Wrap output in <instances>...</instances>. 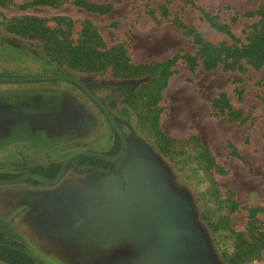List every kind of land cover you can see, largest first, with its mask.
<instances>
[{
	"label": "rangeland",
	"instance_id": "rangeland-1",
	"mask_svg": "<svg viewBox=\"0 0 264 264\" xmlns=\"http://www.w3.org/2000/svg\"><path fill=\"white\" fill-rule=\"evenodd\" d=\"M31 1L0 5V31L6 30L7 19L37 16L75 41L89 22L106 47L123 45L134 64L182 57L171 66L163 96L151 108L154 84L148 71L116 75L112 65L84 71L49 56L56 67L41 73L2 69L0 76L51 74L82 80L104 101L127 139L115 171L73 162L56 183L30 177L0 182L4 235L25 242L46 264H230L235 237L229 229H215L217 219L223 216L235 230L246 231L249 209L261 207L254 224L264 227V64L256 68L242 61L228 68L221 62L206 69L195 35L175 19L207 41L233 44L203 12L215 15L241 39V46L249 42L258 20L242 14L264 7V0H85L100 10L77 0L55 5ZM8 33L7 42L20 38L24 46L43 52L39 40ZM158 41L166 43L160 53ZM3 45L1 49L13 51L11 44ZM185 54L196 58L194 66ZM221 94L226 101L214 106ZM155 107L170 142L156 136ZM235 112L239 117L231 119ZM140 136L159 146H145L143 157L136 159L131 156ZM114 141L104 112L75 83L0 81V172L20 174L17 179L78 152L107 154ZM204 147L211 151L213 165ZM231 200L239 204L233 211ZM243 264H264V247Z\"/></svg>",
	"mask_w": 264,
	"mask_h": 264
},
{
	"label": "trees",
	"instance_id": "trees-1",
	"mask_svg": "<svg viewBox=\"0 0 264 264\" xmlns=\"http://www.w3.org/2000/svg\"><path fill=\"white\" fill-rule=\"evenodd\" d=\"M11 0H0V5L5 6ZM61 0H33L29 4L33 5H55ZM77 3L87 9L100 10L102 6L89 3L85 0H77ZM208 22L218 30L224 31L231 38L233 44L212 43L205 40L201 34L196 33L195 29L187 26L180 19L176 18L175 23L183 27L187 34L195 35L196 42L201 46L200 55L202 64L206 69H213L219 63L225 62L228 68H233L236 65H241L242 61H246L254 67H260L264 64V7L258 10H249L242 15L245 17H257V23L254 24V32L247 44L238 46L241 39L235 36L229 29L228 25L222 24L217 20V16L207 12H203ZM5 29L8 32L28 38L30 40H39L41 48L52 60L59 64H66L71 68L84 71H105L109 65L113 66L116 75L135 76L140 73H151L150 82L154 84L152 102L150 108L156 106L163 94L162 91L168 85L169 76L172 74L171 66L182 57L178 54L165 61H152L148 64H134L123 45H114L106 47L103 43L102 36L97 29L89 22L83 25L80 36L77 40H73L64 29L51 28L46 24L44 18L37 16H24L7 19ZM35 46V45H32ZM192 67L196 64V58L192 55L185 54L184 56ZM220 101H226L225 95L221 94V99H216L213 103L216 106ZM154 112L152 126L155 129L156 136L167 139L165 132L161 129L159 123V114L156 112V107L151 109ZM239 112L232 114L231 119H237ZM173 141V139H172ZM120 136L115 133V141L112 149L107 153V157L100 155L97 151H86L81 153L66 165L73 162L87 163L90 166L107 168L110 171H115L118 162L122 157L112 160L122 148ZM125 151L127 145L124 146ZM204 154L213 165L214 157L208 147H204ZM61 168V163H51L47 166L38 165L33 173L40 175L46 179H53L58 174ZM20 174L0 172V180H12L19 177ZM32 182L38 180L30 179ZM239 206L238 202L231 200L232 211ZM263 210L261 207L249 209V222H247L246 231H237L221 216L213 224L215 229L226 228L231 231L235 237L234 252L227 258L230 264H243L253 259L264 247V227L254 224L257 220L255 217L258 211ZM248 234V235H247ZM167 249V248H166ZM30 248L21 240H14L4 235L0 229V261L7 264H46L41 259L35 260L30 255ZM227 257L226 254H223ZM170 257V256H169ZM174 257V256H173ZM174 259H176L174 257ZM169 260V259H168ZM167 260V261H168Z\"/></svg>",
	"mask_w": 264,
	"mask_h": 264
},
{
	"label": "crops",
	"instance_id": "crops-1",
	"mask_svg": "<svg viewBox=\"0 0 264 264\" xmlns=\"http://www.w3.org/2000/svg\"><path fill=\"white\" fill-rule=\"evenodd\" d=\"M0 27H2L1 23H0ZM1 29L2 30L0 31V71H2V69L4 68H9L18 74H22L26 70H29L32 73H41L48 68L56 67L55 62L52 61L45 53L43 52L39 53L38 51H33L32 49H30V47L24 46L22 39L16 38L15 41H13V43L7 42V38L11 34H9L3 28ZM15 36L17 37V35ZM3 44H11L13 51L9 52L8 49H1V47L4 48ZM158 44L159 46L157 48V52L160 53L161 48H166L165 46L166 43L158 41ZM151 145L159 146V143L150 142L149 140H147L146 137L140 136L139 143H137V148L134 152L135 155L131 157L133 158L135 157L136 159L143 157L145 146L150 147ZM0 263L5 264L3 262Z\"/></svg>",
	"mask_w": 264,
	"mask_h": 264
},
{
	"label": "water",
	"instance_id": "water-1",
	"mask_svg": "<svg viewBox=\"0 0 264 264\" xmlns=\"http://www.w3.org/2000/svg\"><path fill=\"white\" fill-rule=\"evenodd\" d=\"M56 79H63V80H67L70 82H73L75 84H77L78 86H80L95 102L96 104L103 110L104 114L106 115L107 119L109 120V122L111 123L112 127L114 128V130L118 133V135L121 138L122 141V149L120 150V152L117 153L116 156L112 157V160L118 159L120 157L123 156V154H125V149L124 146L126 145L127 141H126V137L124 136V132L123 130L120 128L119 124L117 123V121L115 120L114 116L112 115L111 111L109 110V108L103 103V101L80 79L73 77L71 75H30V76H0V81H10V82H26V81H41V80H56ZM77 154H73L71 156H69L68 158H66L63 162H62V166L61 169L59 171V173L57 174L56 178L54 180H50V179H46L40 175L34 174V173H28L24 176H21L20 178L17 179H12L9 181H20L25 179L26 177H30L31 179H36L38 181H44L47 183H56L62 175V171L63 168L65 167V165L73 158L75 157ZM102 156H105L103 154H100ZM106 157V156H105ZM1 183L4 182H8L7 180H0ZM29 255L35 259L38 260L37 255H35L33 252H29ZM36 264H39V262L37 261Z\"/></svg>",
	"mask_w": 264,
	"mask_h": 264
},
{
	"label": "flooded vegetation",
	"instance_id": "flooded-vegetation-1",
	"mask_svg": "<svg viewBox=\"0 0 264 264\" xmlns=\"http://www.w3.org/2000/svg\"><path fill=\"white\" fill-rule=\"evenodd\" d=\"M47 75H48V74H47ZM41 81H44V80H41ZM3 82H8V81H3ZM9 82H10V81H9ZM26 82H28V81H26ZM76 85H77V84H76ZM79 87H80V86H79ZM80 88H81V87H80ZM81 89H82V88H81ZM82 90H83V89H82ZM100 99H101V98H100ZM101 100H102V99H101ZM102 101H103V100H102ZM94 102H95V101H94ZM95 103H96V102H95ZM103 103H104V101H103ZM104 104H105V103H104ZM105 105H106V104H105ZM106 106H107V105H106ZM99 108H100V107H99ZM100 109H101V108H100ZM101 110H102V109H101ZM109 110H110V109H109ZM102 111H103V110H102ZM111 113H112V112H111ZM112 115H113V114H112ZM114 118H115V117H114ZM115 120H116V119H115ZM117 123H118V122H117ZM118 124H119V123H118ZM111 126H112V125H111ZM119 126H120V125H119ZM120 128H121V127H120ZM113 129H114V128H113ZM121 129H122V128H121ZM114 132L117 133L115 130H114ZM123 132H124V131H123ZM117 134H118V133H117ZM124 136H125V133H124ZM125 137H126V136H125ZM126 141H127V139H126ZM121 142H122V141H121ZM126 145H127V143H126ZM121 149H122V148H121ZM121 149H120V150H121ZM119 152H120V151H119ZM81 153H87V152H86V151H83V152H78V153H75V154L79 155V154H81ZM99 153L105 155L106 157L108 156L106 153H101V152H99ZM77 155H76V156H77ZM116 155H117V154H116ZM116 155H115V156H116ZM113 157H114V156H113ZM73 158H74V157H73ZM70 161H71V160H70ZM70 161H69V162H70ZM69 162H68V163H69ZM68 163H67V164H68ZM67 164H66V165H67ZM66 165H65V167H66ZM61 166H62V163H61ZM65 167L63 168V170L65 169ZM60 169H61V168H60ZM59 171H60V170H59ZM62 172H63V171H62ZM30 173H33V172H30ZM58 173H59V172H58ZM34 174H35V173H34ZM56 176H57V175H56ZM61 176H62V175H61ZM55 178H56V177H55ZM55 178H53V179H55ZM50 180H51V179H50ZM38 259H39V258H38ZM1 262H3V261H1ZM3 263H5V262H3ZM5 264H7V263H5Z\"/></svg>",
	"mask_w": 264,
	"mask_h": 264
}]
</instances>
